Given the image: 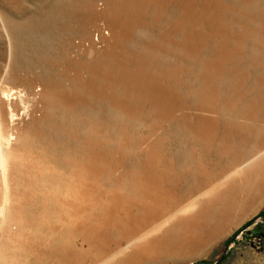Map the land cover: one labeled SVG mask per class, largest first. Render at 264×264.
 Wrapping results in <instances>:
<instances>
[{"label":"rangeland","instance_id":"374dc122","mask_svg":"<svg viewBox=\"0 0 264 264\" xmlns=\"http://www.w3.org/2000/svg\"><path fill=\"white\" fill-rule=\"evenodd\" d=\"M263 150L264 0H0V264H264Z\"/></svg>","mask_w":264,"mask_h":264},{"label":"bare ground","instance_id":"6f19581e","mask_svg":"<svg viewBox=\"0 0 264 264\" xmlns=\"http://www.w3.org/2000/svg\"><path fill=\"white\" fill-rule=\"evenodd\" d=\"M263 152H264V150H263ZM150 197V196H149ZM144 198V197H143Z\"/></svg>","mask_w":264,"mask_h":264},{"label":"water","instance_id":"95a60500","mask_svg":"<svg viewBox=\"0 0 264 264\" xmlns=\"http://www.w3.org/2000/svg\"><path fill=\"white\" fill-rule=\"evenodd\" d=\"M222 260H220V262H221Z\"/></svg>","mask_w":264,"mask_h":264}]
</instances>
